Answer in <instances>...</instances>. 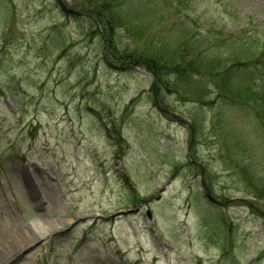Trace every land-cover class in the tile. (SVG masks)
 <instances>
[{"label": "rangeland", "instance_id": "rangeland-1", "mask_svg": "<svg viewBox=\"0 0 264 264\" xmlns=\"http://www.w3.org/2000/svg\"><path fill=\"white\" fill-rule=\"evenodd\" d=\"M92 1L0 0V264H264L263 203L220 153L264 186V0H181V17L104 0L160 37L183 24L224 70L238 59L236 104L207 75L202 100L156 98L94 33Z\"/></svg>", "mask_w": 264, "mask_h": 264}, {"label": "trees", "instance_id": "trees-1", "mask_svg": "<svg viewBox=\"0 0 264 264\" xmlns=\"http://www.w3.org/2000/svg\"><path fill=\"white\" fill-rule=\"evenodd\" d=\"M90 3L92 5L89 4L85 12L88 18L91 19L92 26L95 27L94 33L105 39L108 36L110 37V41L109 39L106 41L107 49L109 47L119 49L118 51H113L111 58H114L118 54L117 59L121 63H125L121 64L124 69L142 68L149 71L153 76L151 88L156 98L157 93L161 89L167 90L170 87V90L174 94L184 97L195 95L197 97H192H195L196 100H202L207 93L203 91V85H201L199 79L205 75L218 79L214 85L216 91L215 99L220 100L223 104L226 102L236 104L250 98L251 94L249 93L247 95V91L242 90L240 85L233 86L229 83L230 77L228 71H226L232 66L236 68L242 63L238 59H233L232 64L224 70V68H220L212 59L207 60L203 58V51L199 48L201 44L193 41L190 37V31H185L183 24L173 22L172 26L175 27L174 31L180 33V35L174 39H167L163 36L160 37L158 33H153L150 29V24H147L148 22H143L139 25L137 22H134L135 19L133 21L121 19V12L119 15L116 11V5H110L109 2L104 0L98 2L92 1ZM163 4L164 10L165 7H170L174 16L181 15L182 11L179 7L184 4L181 0H164ZM91 7L93 8L92 11H90ZM180 17L178 19L179 22L181 20ZM101 26H104V30L99 32L98 28ZM120 30H124L132 39L130 44L123 47H120L118 42V33ZM170 77H174L176 80L182 79V81L197 79L192 87L188 86L187 89H184L177 83L170 84L169 86L168 78ZM199 102L204 105L207 104L204 101ZM262 111L264 109L259 112ZM221 152L224 153L222 157L224 163L231 166V170L238 172L242 177V181L247 183L246 193L260 200L264 207V186L256 184L251 175H245V170L239 168L241 162L232 160L229 149L220 145Z\"/></svg>", "mask_w": 264, "mask_h": 264}, {"label": "bare ground", "instance_id": "bare-ground-1", "mask_svg": "<svg viewBox=\"0 0 264 264\" xmlns=\"http://www.w3.org/2000/svg\"><path fill=\"white\" fill-rule=\"evenodd\" d=\"M12 248H14V247H12Z\"/></svg>", "mask_w": 264, "mask_h": 264}, {"label": "water", "instance_id": "water-1", "mask_svg": "<svg viewBox=\"0 0 264 264\" xmlns=\"http://www.w3.org/2000/svg\"><path fill=\"white\" fill-rule=\"evenodd\" d=\"M209 197V196H208Z\"/></svg>", "mask_w": 264, "mask_h": 264}]
</instances>
